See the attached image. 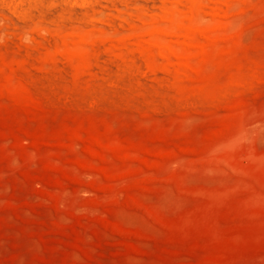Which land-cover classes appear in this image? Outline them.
I'll return each instance as SVG.
<instances>
[{"label": "rangeland", "instance_id": "1", "mask_svg": "<svg viewBox=\"0 0 264 264\" xmlns=\"http://www.w3.org/2000/svg\"><path fill=\"white\" fill-rule=\"evenodd\" d=\"M0 264H264V0H0Z\"/></svg>", "mask_w": 264, "mask_h": 264}]
</instances>
